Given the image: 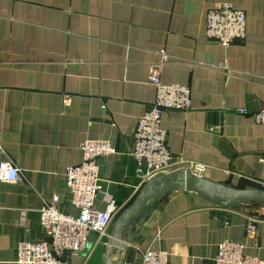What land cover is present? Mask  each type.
I'll return each mask as SVG.
<instances>
[{
	"label": "crops",
	"instance_id": "1",
	"mask_svg": "<svg viewBox=\"0 0 264 264\" xmlns=\"http://www.w3.org/2000/svg\"><path fill=\"white\" fill-rule=\"evenodd\" d=\"M225 2L247 17L246 38L230 47L206 36L208 12ZM154 66L163 83L188 86L192 98L188 111L162 116L174 157L166 173L199 163L212 181L264 189V124L255 119L264 104V0H0L1 159L22 178L0 183V264H17L20 241L47 239L41 209L54 197L62 212L78 214L66 170L82 163L85 141L116 149L99 164L117 221L136 199L143 185L130 151L156 99ZM117 221L68 264L107 256L143 264L148 250L167 251L169 264H215L224 241L264 260L263 206L225 208L180 186L145 204L115 237Z\"/></svg>",
	"mask_w": 264,
	"mask_h": 264
},
{
	"label": "built area",
	"instance_id": "2",
	"mask_svg": "<svg viewBox=\"0 0 264 264\" xmlns=\"http://www.w3.org/2000/svg\"><path fill=\"white\" fill-rule=\"evenodd\" d=\"M206 36L224 47L244 40L247 36L245 11L227 2L212 8L207 15ZM162 54L163 61H166V53ZM149 82L156 87V99L139 118L134 146L130 151V156L136 162V174L141 185L160 173H166L174 162L167 144V131L162 127L163 114L170 110L188 111L192 106L190 88L163 83L159 66L150 69ZM255 119L258 124H264V104ZM80 149L83 153L82 163L69 166L66 170L71 205L78 214L62 212L59 198L54 197L51 203L41 209V224L47 231V239L20 241L16 252L17 264H68L67 257L82 254L89 246L96 247L109 236L110 227L120 208L115 198L103 188L99 163L103 158L115 155L116 149L104 140L85 141ZM1 153L0 147V183L20 182V169L12 162L2 161ZM260 160L264 163V156ZM204 170L205 166L199 163L189 166V171L199 176ZM98 201L104 203L103 209L96 207ZM26 218L27 210H24L20 219L22 224H25ZM255 230V225L249 224L248 233L253 235ZM143 264H169V254L162 250H148L143 255ZM215 264H264V260L246 254L242 243L224 241L219 245Z\"/></svg>",
	"mask_w": 264,
	"mask_h": 264
},
{
	"label": "water",
	"instance_id": "3",
	"mask_svg": "<svg viewBox=\"0 0 264 264\" xmlns=\"http://www.w3.org/2000/svg\"><path fill=\"white\" fill-rule=\"evenodd\" d=\"M180 186H183L186 191L196 193L221 207L232 209L253 205L264 207V189L237 188L229 183L212 181L186 170L160 173L143 185L136 199L121 214L116 224L114 236H117L121 225L130 217L135 216L145 204L149 201L160 203ZM102 264L122 263L107 256Z\"/></svg>",
	"mask_w": 264,
	"mask_h": 264
},
{
	"label": "rangeland",
	"instance_id": "4",
	"mask_svg": "<svg viewBox=\"0 0 264 264\" xmlns=\"http://www.w3.org/2000/svg\"><path fill=\"white\" fill-rule=\"evenodd\" d=\"M116 221H117V220L115 219L114 222H116ZM114 222H113V224H114Z\"/></svg>",
	"mask_w": 264,
	"mask_h": 264
},
{
	"label": "trees",
	"instance_id": "5",
	"mask_svg": "<svg viewBox=\"0 0 264 264\" xmlns=\"http://www.w3.org/2000/svg\"><path fill=\"white\" fill-rule=\"evenodd\" d=\"M255 188H257V187H255ZM260 189H263V188H260Z\"/></svg>",
	"mask_w": 264,
	"mask_h": 264
}]
</instances>
